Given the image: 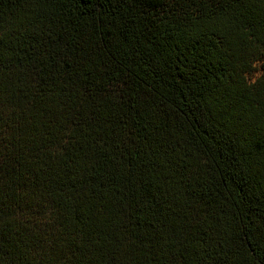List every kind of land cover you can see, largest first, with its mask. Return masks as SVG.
I'll return each instance as SVG.
<instances>
[{
  "label": "trees",
  "instance_id": "obj_1",
  "mask_svg": "<svg viewBox=\"0 0 264 264\" xmlns=\"http://www.w3.org/2000/svg\"><path fill=\"white\" fill-rule=\"evenodd\" d=\"M0 264H264V0H0Z\"/></svg>",
  "mask_w": 264,
  "mask_h": 264
},
{
  "label": "rangeland",
  "instance_id": "obj_2",
  "mask_svg": "<svg viewBox=\"0 0 264 264\" xmlns=\"http://www.w3.org/2000/svg\"><path fill=\"white\" fill-rule=\"evenodd\" d=\"M257 69H258V71H256L255 73H254V75H248L252 80H254L256 77H258L260 74H261V70H260V66H259V64H257Z\"/></svg>",
  "mask_w": 264,
  "mask_h": 264
}]
</instances>
